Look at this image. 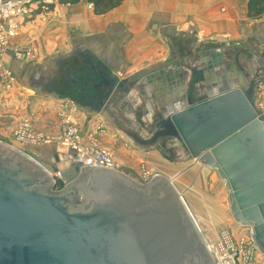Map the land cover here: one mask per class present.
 <instances>
[{
	"label": "crops",
	"instance_id": "obj_1",
	"mask_svg": "<svg viewBox=\"0 0 264 264\" xmlns=\"http://www.w3.org/2000/svg\"><path fill=\"white\" fill-rule=\"evenodd\" d=\"M249 1L125 0L102 15L83 1L53 7L33 4L31 9L34 8L35 15L17 20L19 35L11 42L12 50L3 57L4 65L16 78V85L6 90L0 82V120L17 126L30 120L37 139L51 143L35 147L26 142L14 147L43 167L45 159L57 156L60 163L69 166L63 172L71 171L75 156L67 152L65 157L70 159L63 162L61 153L64 152L58 145L62 135L61 118L66 113L91 139L95 131L101 132L105 123L114 122L117 110L109 106L126 90V97L136 100L133 112L136 122L144 124V133L148 129L154 132L152 122L157 113L166 118L167 109L187 103V91L194 75L198 100L199 86L208 93L213 88L236 85L252 92L257 109L263 110L264 3L260 7L262 12L257 15L250 13ZM250 41L258 44L247 49L251 58L260 57V60L249 62V70L257 68V76L249 80L247 75L251 72L239 63L240 54H237L238 60L229 62L227 51L218 46L231 49L242 43L249 45ZM16 49L31 51L33 57L25 61L16 59L13 53ZM234 74L242 77L235 78ZM97 94L101 97L93 107L95 103L89 100L98 97ZM152 103L156 106L154 110L150 107ZM72 106L81 113L71 110ZM0 136V142L11 144V136L1 126ZM141 137L145 139L147 135ZM119 140L115 135L100 134L98 142L101 148L113 151L111 154L119 165L135 169L137 164L118 156L121 150H116L122 149ZM131 146L135 152L146 156L145 161H141L147 164L145 175L158 172L157 175L171 180L181 194L201 186L202 170L195 163L185 166L180 154L173 162H167L161 157L163 152L154 150L156 146L138 144L140 147H137L134 143ZM167 147L176 152L177 146ZM201 202L200 208L192 207L195 221L210 232L214 221L212 225L220 230L226 222L225 218L220 222L222 212L217 206L220 201L208 198ZM191 203L194 204V200Z\"/></svg>",
	"mask_w": 264,
	"mask_h": 264
},
{
	"label": "water",
	"instance_id": "obj_2",
	"mask_svg": "<svg viewBox=\"0 0 264 264\" xmlns=\"http://www.w3.org/2000/svg\"><path fill=\"white\" fill-rule=\"evenodd\" d=\"M196 82L161 127L219 174L233 219L264 255V113L236 85L198 100ZM71 167L56 192L58 177L0 142V264H217L171 180Z\"/></svg>",
	"mask_w": 264,
	"mask_h": 264
},
{
	"label": "rangeland",
	"instance_id": "obj_3",
	"mask_svg": "<svg viewBox=\"0 0 264 264\" xmlns=\"http://www.w3.org/2000/svg\"><path fill=\"white\" fill-rule=\"evenodd\" d=\"M81 1H83L84 3L91 6V8L94 10V6L92 5V3L89 0H55L52 7L54 5H58V4H66V5L79 4ZM36 3H38L37 6H44L45 5L43 3V1L33 0L32 3L28 4L27 6H29L31 9V6H33V4H36ZM49 6H51V5H49ZM32 13L34 14V8L31 9V14ZM35 13H37V12H35ZM32 19H34L33 16H32ZM29 20H31V18ZM11 46L13 47V45H11ZM251 46L256 47V46H258V44L256 45L254 42L250 41L249 45L242 43V44L236 45L235 47H233L231 49L227 48L225 45H219L218 46L219 49H224L225 51H227L225 55H227V60L229 62L236 60V58L240 54L239 60H238V58H237V60L239 61L241 66H243V68H245V70H248V72H251L250 74L247 75L248 79L249 78L251 79L252 77L257 76V68L256 67L252 70L251 69L249 70V68H248L249 62H251L252 59H255V58H251L252 57L251 53L247 50ZM257 60H260V57L255 59V61H257ZM193 63H194V61H193ZM234 77L235 78L236 77L241 78L242 76L238 75V74H234ZM186 79L187 80L189 79V74H187ZM201 89H202V87L199 86V88H198L199 95H200L199 99L203 98L205 95L208 94L206 91H204L203 89L201 90ZM123 93L121 95V98H117L115 101H113L111 103V106H109V108H111L113 110L114 109L117 110V112H115L116 115L113 118L114 122L112 121L113 123H111V122L105 123L104 128L101 129V132L95 131L96 133L94 136H96V137L92 136L91 139L87 138L83 134L84 133L83 130H79V132H80L79 134L83 138V144L82 145H84V146L89 145L91 140H94V142H96V144H97L96 147H98V148H101V146L99 145L100 143L98 142L100 134L101 135L104 134L106 136H110V135L114 136L115 135V138L119 137V139L121 140V141L119 140L120 141V144H119L120 147L119 148H122V149H117L118 147L115 146V148L117 149L116 151L119 152L121 150L119 152L121 154L118 156L127 162H131L133 165L137 164L134 166L135 169L124 168L123 166L120 165L119 171L122 174L129 176L130 178H132L134 181H136L139 184H146L153 177L158 176L157 175L158 172L154 171L150 175H145L146 171L144 170V166L147 164L144 162H141V161H145L146 156L143 153L141 155V154L135 152V149L131 145H133V143H134V146H137V147H140V146H138V144L133 140V138L131 136H128L122 129V128H124V126H126L127 128H131L135 132H138L140 134V136L141 135H144V136L147 135L137 125L136 117L134 116V113H133L134 109H136V107L134 108V105L136 104V100H133L131 98H127L126 93H128V92L126 90H123ZM142 93L145 94L143 89H142ZM118 105H120V107ZM150 107L153 110L156 108V106H154V103H152V105ZM70 109L73 111H76V113L78 112V114H79V112L81 113V111L77 110L75 108V106L70 107ZM63 110H65V109H63ZM261 111H264V108ZM67 114L68 113H66L65 116H67ZM63 118H61V120H62V131H61L62 133L61 134L62 135L60 136V138L58 140L59 146L62 144L61 139L64 137L65 125L63 124V120H64ZM0 126L4 129L5 133H9V135L11 136V139H9V142L12 145L9 144V146L12 148L14 146L16 147L17 145L22 144V143H26V142L30 145H34L35 147H37L36 145H39L41 143L42 144L51 143V141L47 140V139L40 140V141L37 139L38 136H36V134H34L32 132V122L30 120L23 122L20 126H17L16 124H13V123L1 122V120H0ZM106 139H107V137L103 138V140H106ZM85 140L88 141V143H86ZM126 141L130 142V144L129 143L126 144ZM17 147H20V146H17ZM103 148H105V147H103ZM60 149L63 150L62 152H64V153H61V156H62L61 159L63 160V162L66 163L70 158L65 157V155L67 154V152H71V151L67 147H64V148L60 147ZM105 149H107V148H105ZM155 149L163 152V155L161 157L167 162H173L174 159H177V155L180 154V156H182V159H184V161H185V164H186L185 166H188L192 163H195L196 167L202 170L201 171V186L199 188H196V189L189 188V190H187L186 192H183L181 194L185 203L189 207V210L191 211L192 215L194 214L192 207L196 206L197 208H200V206L203 205L201 201H203V200L206 201L208 198L210 200H215L217 202L220 201L221 204L217 203V206L220 208V210L222 212L220 215V220H221L220 222H222V220L224 221L226 219V222L222 223V225H221L222 227L220 230H218V228L216 226L212 225L214 221L211 222V224H210L211 232L209 231V229L207 231V227L202 226V224L197 222V224L199 225V228L203 234L204 239H206V241L210 244V246H213L214 244L219 242L221 240V238L223 237V234L225 232H227L231 235V237H233V240H234L236 246L242 247V249H243V254L239 255L240 257L238 256L239 258L235 259L236 264H264V255L260 251H257V247L255 246V244L250 239V234H249L248 229L247 228L244 229V228L240 227L235 222V220L233 219V216H232L231 211H230V201H229V197H228L227 186L221 180L219 174L213 169L206 168L203 165L197 164L196 160L192 159L181 147H180V149L176 148V152H174V153L172 150L168 149L166 144H159L158 146H156L154 148V150ZM110 152H113V151H110ZM116 162H117V160H116ZM146 162H147V160H146ZM42 163H43L44 167L46 168V170L51 174V176L58 177V178H56V180H57V182L59 180V182L55 188V191L61 192L65 188V184L63 182H64V180H66V177H61L62 176L61 173H63L64 168L65 169L69 168L68 164L63 165L62 163H60L58 161L57 156H54V155H51L49 158L45 159ZM69 172H70V170H69ZM159 176H161V175H159ZM174 186L176 187V185H174ZM192 200H194V204L191 203ZM222 204H224V205H222ZM223 206H224L225 210H222ZM221 218H225V219H221ZM251 247L255 250V256L254 257H249V253H250L249 249Z\"/></svg>",
	"mask_w": 264,
	"mask_h": 264
},
{
	"label": "built area",
	"instance_id": "obj_4",
	"mask_svg": "<svg viewBox=\"0 0 264 264\" xmlns=\"http://www.w3.org/2000/svg\"><path fill=\"white\" fill-rule=\"evenodd\" d=\"M33 0H0V82L6 90H11L16 85V79L10 69L3 62V57L6 53L12 50V41L19 35L17 20L27 18L31 14V9L28 4ZM43 1L46 6L53 5L55 0H38ZM14 56L19 60H27L33 57L31 51L13 50ZM64 137L61 139V147H67L75 156V163L81 168H97L108 171L120 172V165L116 162L110 151L104 148L96 147V142L91 140L89 145H82L83 138L79 134L80 126L71 115L64 117ZM39 141L42 139H38ZM60 140V141H61ZM149 175V174H146ZM250 230L249 234H250ZM250 239L252 237L250 235ZM253 242V240H252ZM254 243V242H253ZM215 256L217 255H233L236 264L237 258L243 254L242 247H237L233 237L227 232L219 242L212 246ZM249 257L255 256V250L251 247ZM257 251H259L257 249ZM239 256V257H238ZM245 257V256H244ZM247 259V258H246ZM217 261V259H215ZM218 263V262H217Z\"/></svg>",
	"mask_w": 264,
	"mask_h": 264
},
{
	"label": "flooded vegetation",
	"instance_id": "obj_5",
	"mask_svg": "<svg viewBox=\"0 0 264 264\" xmlns=\"http://www.w3.org/2000/svg\"><path fill=\"white\" fill-rule=\"evenodd\" d=\"M71 79H72V77L70 75V80H69L70 81V85H72V80H73V79L72 80ZM194 79H195V75L192 77V80H194ZM105 92H106V90H105ZM100 97L101 96H99V95H98V97L97 96H93V98H91L89 100V101H91L90 103H92V104L95 103V104H93V107H96V105L98 104V99H100ZM159 114L157 113V115L153 117L152 130H154V132H151V130L148 129L149 131L146 132L147 133V138H145V139L144 138L142 139L140 134L138 132H135L131 128H127L126 126H124V128H122V129H123V131L126 134L131 136L137 144H140L142 146H158L159 144H166V145H170V146H177L178 149H180V147L183 149L182 145L175 138H173L170 135L165 134L166 131H167L166 128L161 127L165 123L164 122L165 118L163 116L159 115ZM137 125L139 126V128L142 131H144L145 126H144L143 123L138 121ZM161 132L163 133L162 135H161ZM151 142H155V143H153L151 145H148V143H151ZM58 182H59V180H58ZM58 182H57V184H58Z\"/></svg>",
	"mask_w": 264,
	"mask_h": 264
},
{
	"label": "trees",
	"instance_id": "obj_6",
	"mask_svg": "<svg viewBox=\"0 0 264 264\" xmlns=\"http://www.w3.org/2000/svg\"><path fill=\"white\" fill-rule=\"evenodd\" d=\"M94 6V11L96 14H106L113 9L119 7L125 0H89ZM264 0H250L249 1V11L250 13H256L260 15L262 9L260 7L263 5Z\"/></svg>",
	"mask_w": 264,
	"mask_h": 264
},
{
	"label": "bare ground",
	"instance_id": "obj_7",
	"mask_svg": "<svg viewBox=\"0 0 264 264\" xmlns=\"http://www.w3.org/2000/svg\"><path fill=\"white\" fill-rule=\"evenodd\" d=\"M204 240H205V243H206L207 248L209 249V251L213 252V254H214L215 252L213 251L212 246H210V244L206 241V239H204ZM214 256H215V254H214ZM214 259H217V261L215 260L216 263L218 262L217 264H235V261L233 259V255L230 254V253L228 255H225V256H222V255L218 256L217 255V257H215Z\"/></svg>",
	"mask_w": 264,
	"mask_h": 264
}]
</instances>
